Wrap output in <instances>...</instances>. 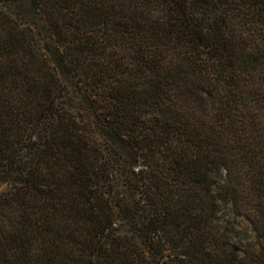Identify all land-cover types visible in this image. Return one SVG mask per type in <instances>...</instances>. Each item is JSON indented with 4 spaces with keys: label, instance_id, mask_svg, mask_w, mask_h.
Here are the masks:
<instances>
[{
    "label": "trees",
    "instance_id": "trees-1",
    "mask_svg": "<svg viewBox=\"0 0 264 264\" xmlns=\"http://www.w3.org/2000/svg\"><path fill=\"white\" fill-rule=\"evenodd\" d=\"M3 186L0 264H264V0H0Z\"/></svg>",
    "mask_w": 264,
    "mask_h": 264
},
{
    "label": "rangeland",
    "instance_id": "rangeland-1",
    "mask_svg": "<svg viewBox=\"0 0 264 264\" xmlns=\"http://www.w3.org/2000/svg\"><path fill=\"white\" fill-rule=\"evenodd\" d=\"M7 189V186L0 187V192H3ZM220 220L219 222L221 224H227L229 221L234 220V213L232 205L225 204L222 210L220 211ZM247 224H244L243 226V236L239 241L246 243L249 241L250 237L252 236V233L250 232L249 228L247 227Z\"/></svg>",
    "mask_w": 264,
    "mask_h": 264
}]
</instances>
